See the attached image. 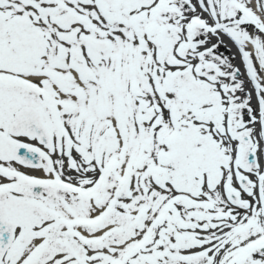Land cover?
Wrapping results in <instances>:
<instances>
[{"label":"snow or ice","instance_id":"1","mask_svg":"<svg viewBox=\"0 0 264 264\" xmlns=\"http://www.w3.org/2000/svg\"><path fill=\"white\" fill-rule=\"evenodd\" d=\"M0 264H264V0H0Z\"/></svg>","mask_w":264,"mask_h":264},{"label":"bare ground","instance_id":"2","mask_svg":"<svg viewBox=\"0 0 264 264\" xmlns=\"http://www.w3.org/2000/svg\"><path fill=\"white\" fill-rule=\"evenodd\" d=\"M214 41H215V38H213V42ZM224 45H226L227 47H224L222 45L221 49H223L224 51L229 52L230 55H236L237 58L234 61V63L239 66L240 65V59H239L238 54L236 53V48H235V46L232 44V42L227 37H224ZM241 71H243V68H241Z\"/></svg>","mask_w":264,"mask_h":264}]
</instances>
